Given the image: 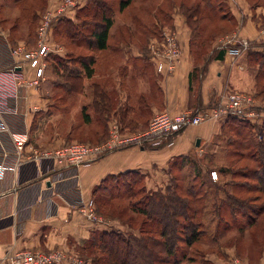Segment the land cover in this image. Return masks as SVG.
Instances as JSON below:
<instances>
[{
  "label": "rangeland",
  "instance_id": "rangeland-1",
  "mask_svg": "<svg viewBox=\"0 0 264 264\" xmlns=\"http://www.w3.org/2000/svg\"><path fill=\"white\" fill-rule=\"evenodd\" d=\"M121 1L80 0L81 6L85 5L79 11L80 19H67L62 22L57 20L54 23V29L47 38L50 50L42 57L43 63L47 64L44 67L45 79L41 80L38 87L42 97L35 100L36 93H32L30 101L33 109L31 135L33 134V140L40 143V146L71 141L98 144L107 138L108 122L114 117L122 131L126 128L124 105L115 89L119 84L114 80L123 77L122 86L123 89L126 88V69H122L120 54L114 57L120 64L114 67V73L111 72L105 55L99 61H94L93 57L97 50L93 46L90 33L99 30L103 25L99 18L104 5L111 7V21L117 23L115 26L112 24V29L108 30L107 44L116 46L129 42L130 39L143 46L147 58L151 40L158 37L164 29H175L174 14L180 12L184 16L188 8H194L196 4H200L199 17L193 18L191 22L199 32L205 33L202 37L203 45L198 48V51H202L197 54L196 63L205 60L212 40L233 31L228 22L220 20L223 12L222 0H207L205 3L202 0H132L120 9ZM56 3L57 0H0V26L7 34L10 44L27 47L23 52L34 51L38 46L41 17L45 10ZM95 13L96 17L93 18ZM199 41L200 39H195L196 48L199 47ZM120 53L123 55V52ZM80 62L87 66L83 68ZM89 69L92 70L91 76H88ZM109 72L110 78L102 79ZM262 83L264 84V80ZM95 89L101 92L97 93L94 105L91 98ZM100 100L103 104L106 101L110 109H107V124L102 123L103 116H96L97 107H101ZM82 111L89 117L88 123L84 121ZM230 125L224 128L226 132L222 133L220 144L213 154L207 149L183 158L191 160L182 172L179 168H174L171 183L163 192L160 189H147L139 174H115L106 178L94 197L96 213L108 225L105 228L98 226L94 230L114 232L124 239L133 237L138 240L145 236L143 240L154 257L166 258L164 246L159 243L155 245L153 242L160 237L156 230L150 228V224L171 223V216L164 217L166 210L171 212L167 208L176 207L177 211L179 201H183L190 211L185 212L187 216L184 214L176 217L178 234H187L191 226H197L201 234L188 248L183 247V243H177V246L185 248L190 259L189 262L184 260L182 264H212L211 260L215 257L224 261V264H228L229 259L234 257L248 264H256L264 256V193L246 189L242 191L229 184L245 181V184H255L242 174L245 172L251 175L253 170L261 174L258 167L260 161L264 164V135L259 140L252 124L244 127L242 122L236 124L232 121ZM237 130L242 131L240 136L235 134ZM182 162L183 160H179L176 164L180 166ZM228 168L231 174L222 171ZM211 171L217 172L216 180L210 179ZM235 171L237 175H232ZM215 185L225 193L235 192L238 200V205H233L227 211L222 210L221 218L212 209ZM156 192L161 195L152 194ZM218 195L223 197L222 192H218ZM193 211H196L195 215H192ZM143 222H146L144 227ZM79 252L78 256L89 264L92 255L106 259L105 256L100 257L102 253L97 248L90 250L87 246L81 247ZM140 254L147 252L143 249L136 250L133 258L135 263L144 262L145 258L142 259ZM73 255L75 256L74 252ZM99 262L98 264H105L103 260Z\"/></svg>",
  "mask_w": 264,
  "mask_h": 264
},
{
  "label": "crops",
  "instance_id": "crops-1",
  "mask_svg": "<svg viewBox=\"0 0 264 264\" xmlns=\"http://www.w3.org/2000/svg\"><path fill=\"white\" fill-rule=\"evenodd\" d=\"M222 4L220 20L228 22L233 31H238L239 37L249 40V46L237 57L216 48L218 37L209 44L208 59L196 63L190 52L191 30L180 12L173 17L180 56L170 74L158 73L150 54L148 59L143 46L130 39L123 44H107L106 48L97 49L94 61L105 55L114 73L118 64L114 57L119 53L122 69H126L124 89V78L111 75L119 84L115 89L124 105L126 133L143 131L150 118L163 110L175 113L212 107L220 102L225 90L250 93L263 100L264 68L253 54L264 55V0H222ZM7 38L0 26V264H11L4 260L6 252L25 249H62L78 256L98 226L78 213L70 190L49 182L50 172L45 173L43 166L25 161L15 166L17 141L26 137L31 145L40 146L31 135L33 109L30 101L32 93H36L35 100L42 97L38 87L45 79L46 68L37 77L35 69L23 56V49L27 47L11 45ZM17 47L21 51L14 57L10 49ZM42 64L47 65L43 61ZM195 66L198 77L190 88V74ZM111 72L102 79L110 78ZM91 99L93 103V92ZM115 122L119 124L116 117L110 119L108 127ZM227 124V119L212 118L185 128L170 144L157 148L128 146L90 164H82L77 168L81 197L84 200L93 198L94 190L107 176L127 171L141 174L147 189L163 192L171 183L174 168L182 172L191 160L183 158L207 149L214 153ZM179 160H183L180 166L176 164ZM211 261L224 264L217 257ZM256 264H264V256Z\"/></svg>",
  "mask_w": 264,
  "mask_h": 264
},
{
  "label": "built area",
  "instance_id": "built-area-1",
  "mask_svg": "<svg viewBox=\"0 0 264 264\" xmlns=\"http://www.w3.org/2000/svg\"><path fill=\"white\" fill-rule=\"evenodd\" d=\"M80 0H57L56 5L45 10L38 28L39 41L34 51L24 52V58L35 69L37 77L42 75L44 64L42 57L50 50L47 38L57 20L75 19L77 10L81 7ZM249 46V40L239 37L238 31H232L219 37L216 48L227 54L237 57ZM19 48H11L12 56L20 53ZM149 54L158 73H172L180 56L178 31L173 28L162 30L158 37H154L149 44ZM237 118L252 124L256 129V137L263 139L264 128V100H258L250 93L237 90H225L222 99L216 105L204 109H185L172 113L163 110L155 113L143 131L126 133L118 123H113L108 131L107 138L94 145L77 141L68 143H54L47 147L33 146L24 137L15 143V166L24 161L37 166H43L45 173L50 172V183L70 190L73 205L78 213L105 228L108 222L96 213L92 198L84 200L78 187L77 168L82 164H90L115 151L128 146L139 148H157L171 143L173 138L189 126L198 125L209 119ZM13 169V168H12ZM210 178L217 179V172L211 171ZM64 199H69L63 196ZM20 230L18 231V233ZM4 260L11 264H89L79 256H74L62 249H25L8 251ZM228 264H248L237 257L230 258Z\"/></svg>",
  "mask_w": 264,
  "mask_h": 264
},
{
  "label": "trees",
  "instance_id": "trees-1",
  "mask_svg": "<svg viewBox=\"0 0 264 264\" xmlns=\"http://www.w3.org/2000/svg\"><path fill=\"white\" fill-rule=\"evenodd\" d=\"M131 1L132 0H122L121 2H119V8L123 9ZM205 2H208V1L202 0V3H205ZM101 5L102 4H100V6ZM81 7L77 10L76 15H75V19H80L79 13H81V12H79V11L81 9H83L85 7V5L82 8ZM104 7L105 8L102 9V12L100 13V18H99V20L103 21V25L101 26V28L99 30H94L93 32L90 33V35L93 38V42H94L93 46L96 50L106 48L108 30L112 25L111 16H110L111 15V7L105 6V5H104ZM199 8H200V4H196L194 6V8H190V9L188 8V11L186 13H184V16L186 17V20H187L188 25L190 26V30H191L190 52H191L192 56H194L193 57L194 61H196V56H198L197 54L201 53V51H202V50L198 51V48L202 47V45H203L202 37H203V34H205V33L199 32L198 29L195 28V26H193V23L191 22V20L193 18L198 19ZM95 17H96V13L93 15V18H95ZM63 20H67V19H60V20H58V22H62ZM69 20H71V19H69ZM80 23L82 25V21ZM54 25H53V27H54ZM53 27H52V31L54 29ZM203 32H204V30H203ZM196 38L200 39L199 47H197V48L195 46V43H196L195 39ZM253 55L260 62V66L264 68V55L263 54H253ZM205 59H208V56H206ZM80 65L83 68H85L87 66V64L83 63V62H80ZM197 70L198 69L195 66L193 69V72L190 74V88H191V84L197 80V77H198V76L196 77V75H197L196 71ZM87 72H88V76H91L92 70L89 69ZM77 75H79V74H77ZM99 92H101V91H97V89H95L94 105L96 102V100H95L96 95ZM263 100H264V98H263ZM99 104H101V107H97V111H95L96 116H97V118H98V116H100V117L103 116V118H102L103 122L102 123L107 124V120H108V113L107 112H109L110 109H108L106 101L103 104L100 100ZM82 115L84 117V121L86 123H88L89 117L87 116V114H83V111H82ZM120 119H122V117ZM227 120H228V124H227L228 127L231 126L230 122H232V121L236 124H239L242 122L245 125L244 127H249L248 122L241 121L237 118H229ZM239 130H237L235 133L238 136H240L242 134V131H239ZM224 131H222V133ZM263 132H264V128H263ZM259 164H260V167H258V168H260L261 174L256 172L257 170H253L251 175L246 174L245 172L242 174V176L244 178L251 179L252 181L255 182V184H245V183H247V181H245V182H236V183H232L229 185H233L232 188L235 186L236 187L235 189L240 188V189H242V191H243V189H246V191L256 190V191H259L261 193H264V178H263L264 177V164L261 161ZM222 171H224L226 174H231V172H229V168H228V170L222 169ZM236 173L237 172L235 171L232 175H237ZM129 174H139V173L134 172V171H127V172L119 173L118 175L119 176H123V175L127 176ZM139 175L142 177L141 174H139ZM261 175H263V177ZM109 176H112V175H109ZM109 176H107L106 178H108ZM106 178L104 180H106ZM104 180L102 181V183L99 186H101L104 183ZM245 185H247V187H245ZM99 186L93 192L94 202L96 201L94 196H96V194L99 190ZM214 187H215V195L213 196L212 209L218 215V218H221L222 217V215H221L222 210L225 209V211H227V209L228 208L231 209L233 205H238V200L235 198V195H236L235 192L228 193V191H226V193H225V191L221 190L219 186L215 185ZM234 191H236V190H234ZM218 192H222L223 197L219 196ZM152 194L161 195L160 193L158 194L157 192L152 193ZM160 197L164 198L163 196H160ZM95 204H96V202H95ZM178 204H179V207H178L179 211L178 210L176 211V207H169L167 209H169V211H171V212H168L166 210V213L164 214L165 218H168L169 216L172 217L171 223L162 224L161 222H153L152 224H150V228L152 227L154 230H156V232H158V235L160 237L157 239L155 238L154 239L155 241H153V242L155 243V245H157L159 243L160 245L164 246L166 258L160 257V256L154 257L153 253L151 252L152 250H149L147 248L148 247L147 243L143 240L146 238L145 236H143L142 239H138V240L136 238H133V237L124 239L121 235L114 233V232H107L104 230H101V231L94 230L90 234L89 244L85 245L84 247L87 246V247H89L90 250H95V248L99 249L100 252L102 253V256H100V257L105 256L106 259H99L97 256L92 255V258L89 260L90 263L91 264H98V262L100 260H103L105 262V264H143L145 262H146V264H163V263L164 264H166V263L167 264H182L184 260L189 262L190 259H188V256L186 254L187 251L183 247L188 248L194 242H196L199 239V235L201 234V232H199L200 230L197 228V226H191L189 229V232L187 234H185V235L178 234L179 227H178L177 222H176V217L184 216V214L186 215L185 212L187 210L190 211L189 206L185 202L179 201ZM195 212L196 211H193L192 215H195ZM219 222H221V219ZM142 224L144 227V225H146V222H143ZM181 230H182V227H181ZM140 231L142 232L141 229H140ZM177 243H181V244L183 243L184 246L179 247V246H177ZM135 249L136 250H139V249L146 250L147 254H140L142 259H143V257L145 258L144 262L137 261V263H135V261L133 259V258H135L134 257V252L136 251ZM166 259H167V261H164Z\"/></svg>",
  "mask_w": 264,
  "mask_h": 264
}]
</instances>
